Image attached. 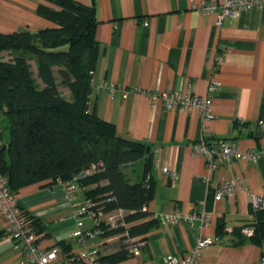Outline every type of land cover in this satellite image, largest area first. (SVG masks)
I'll list each match as a JSON object with an SVG mask.
<instances>
[{
	"label": "crops",
	"instance_id": "obj_1",
	"mask_svg": "<svg viewBox=\"0 0 264 264\" xmlns=\"http://www.w3.org/2000/svg\"><path fill=\"white\" fill-rule=\"evenodd\" d=\"M74 1L92 4V0ZM225 1L95 0V39L100 50L89 105L101 120L115 126L118 137L145 144L156 160L158 166L153 164L150 172L152 196L144 206L150 216L211 214L201 235L218 240L201 253L197 264H258L261 246L250 238L237 241L232 233L250 218L253 199L264 195V160L222 163L208 176L205 158L193 157L190 150L192 143L201 140L226 139L239 151L264 144V127L258 125L264 121V7L242 9L220 23L215 14L199 11L201 5ZM39 4L55 8L45 0H0V33L36 34L56 28L36 14ZM12 58L10 52L0 53L4 61ZM29 64L37 79L35 63ZM212 80L219 87L213 93V117L208 121L195 112L151 105L145 94L182 92L204 97ZM104 83L114 85L113 91L98 88ZM144 164L140 159L121 167L129 184L143 180ZM163 169L175 177L167 178ZM226 181H240L244 188L215 201L214 191ZM16 199L20 209L42 223L41 248L64 242L77 251L71 237L76 219L63 186L31 185ZM219 219L225 223L222 236L217 233ZM84 225L88 228L91 223L85 219ZM196 226L155 220L148 232L135 237L138 255L118 264H164L167 255L184 256L200 235ZM0 231H5L1 216ZM92 242L101 255L119 250L118 236ZM68 255L60 253L59 264H77ZM20 261L21 250L2 235L0 264Z\"/></svg>",
	"mask_w": 264,
	"mask_h": 264
},
{
	"label": "trees",
	"instance_id": "obj_2",
	"mask_svg": "<svg viewBox=\"0 0 264 264\" xmlns=\"http://www.w3.org/2000/svg\"><path fill=\"white\" fill-rule=\"evenodd\" d=\"M55 8L39 4L36 14L56 28L36 34L27 31L0 33V53L13 58L0 59V175L9 191L16 195L31 185L50 186L101 163L102 171L80 181L92 186L86 196L100 202L105 212L127 211V227L101 225V239L119 237V250L101 255L100 264H118L129 257L125 235L135 238L148 232L155 221L143 211L152 196L151 168L153 155L139 142L120 138L113 124L101 120L90 109L91 78L99 55L95 39L97 25L94 2L85 5L74 0H45ZM36 65L34 77L29 62ZM40 81L41 84L37 82ZM67 89L70 98L60 92ZM9 139L4 142L3 127ZM144 159V178L129 184L121 167ZM149 189L144 187L145 182ZM112 198L111 201H108ZM24 215L36 234L44 232L42 223L27 211ZM245 226L254 227L250 239L264 241V210L253 213ZM232 234L242 240L241 229ZM225 223L218 220L217 233L222 236ZM5 231H0V237ZM70 258L71 246L64 242L55 247ZM131 256V255H130Z\"/></svg>",
	"mask_w": 264,
	"mask_h": 264
},
{
	"label": "built area",
	"instance_id": "obj_3",
	"mask_svg": "<svg viewBox=\"0 0 264 264\" xmlns=\"http://www.w3.org/2000/svg\"><path fill=\"white\" fill-rule=\"evenodd\" d=\"M253 7H264V0H226L221 5H201L199 11L204 14H215L217 22L229 15L237 14L242 9H250ZM146 26L147 23H144ZM216 64L220 65L221 60L217 59ZM93 75V72H91ZM219 87L216 80H212L209 84L206 96L199 97L192 93H157L146 92L148 101L151 105L160 103L163 107L170 110L179 109L182 111H191L197 113L203 121L210 120L212 116L211 102L213 93ZM98 88H107L113 91L114 85L102 84ZM124 99L127 93L122 96ZM260 127H264V121H258ZM191 155L193 157H202L206 160L208 176L222 163H258L264 160V144L257 148H250L245 151H239L236 145L226 139H218L213 143L201 140L190 145ZM154 166H158L156 160L153 161ZM101 163L92 165L88 170L82 171L71 176V178L63 182L57 180L56 184L61 185L65 189V199L72 209L73 217L76 219V229L71 233L77 251L70 252L71 259L77 264H100L99 249L92 242L94 239L100 238L102 233L101 225L104 224L109 228L117 226L127 227L124 222L126 212L122 209L105 212L100 202L91 201L87 198L86 193L94 188V185H82L80 181L86 177L102 171ZM163 173L167 178L173 179V173L163 169ZM207 179V178H206ZM149 189L147 181L144 184ZM244 185L242 182H223L214 191V200L220 201L224 196L230 195L236 191H242ZM109 198L108 201H111ZM253 213L264 210V195L255 198L251 204ZM143 211L146 210L143 207ZM0 216L4 219L5 235L21 250L20 264H59L60 251L57 248L43 249L39 246L38 241L40 235L36 234L32 224L26 218L23 210L17 205L16 195L12 194L7 186L5 178L0 175ZM151 219L160 220L169 224H176L184 221L190 226L197 224L196 229L200 235L196 238L195 245L184 256L167 255L163 259L164 264H197L200 260L201 253L208 247L214 245L218 239L205 237L201 235L202 230L210 224L211 214L207 212L193 213L183 217L179 213L174 215H151ZM90 221L91 225L85 228L84 220ZM231 232V229H226ZM125 235V242L128 244V252L131 256L138 255V244L135 238ZM241 235L247 239L253 237L254 227L245 226L241 229ZM116 237V236H115ZM113 238V237H112ZM110 239V238H108ZM258 264H264V241L260 247V256Z\"/></svg>",
	"mask_w": 264,
	"mask_h": 264
},
{
	"label": "rangeland",
	"instance_id": "obj_4",
	"mask_svg": "<svg viewBox=\"0 0 264 264\" xmlns=\"http://www.w3.org/2000/svg\"><path fill=\"white\" fill-rule=\"evenodd\" d=\"M60 92L62 93V95H64L65 97H67V95H68L67 89H65L64 87H60ZM3 133H4V142L6 143L8 141V139H9L7 125H4V127H3Z\"/></svg>",
	"mask_w": 264,
	"mask_h": 264
}]
</instances>
